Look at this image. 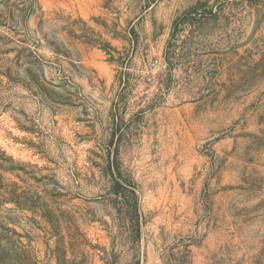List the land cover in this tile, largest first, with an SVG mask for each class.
Returning a JSON list of instances; mask_svg holds the SVG:
<instances>
[{
	"label": "rangeland",
	"instance_id": "374dc122",
	"mask_svg": "<svg viewBox=\"0 0 264 264\" xmlns=\"http://www.w3.org/2000/svg\"><path fill=\"white\" fill-rule=\"evenodd\" d=\"M0 264H264V0H0Z\"/></svg>",
	"mask_w": 264,
	"mask_h": 264
},
{
	"label": "trees",
	"instance_id": "16d2710c",
	"mask_svg": "<svg viewBox=\"0 0 264 264\" xmlns=\"http://www.w3.org/2000/svg\"><path fill=\"white\" fill-rule=\"evenodd\" d=\"M108 169L110 170V173H111L112 176H113V170H116L115 172H117L118 176L120 175L119 172L117 171V167H115L113 165V162H112V164L108 165ZM128 186H129V188L123 187L117 181H115V183H114V194L118 198H120L122 201L126 200V198L128 199V197L131 196V195H132V197L135 196L134 189L130 185H128ZM126 202H127L126 206H128V208H132V206H133V209H134V207H135V199H133V201L127 200ZM130 202H131V204L132 203L133 204L130 205Z\"/></svg>",
	"mask_w": 264,
	"mask_h": 264
}]
</instances>
